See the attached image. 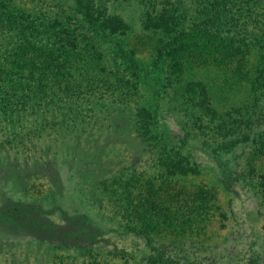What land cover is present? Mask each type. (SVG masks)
Masks as SVG:
<instances>
[{
    "label": "rangeland",
    "instance_id": "374dc122",
    "mask_svg": "<svg viewBox=\"0 0 264 264\" xmlns=\"http://www.w3.org/2000/svg\"><path fill=\"white\" fill-rule=\"evenodd\" d=\"M6 1L22 6L33 15L41 13L58 17L59 22L68 26L69 35H72L76 45L71 69L76 71L81 69L75 68L78 64L84 66L79 60L84 59L82 51L78 49L80 46L84 49L94 41V35L89 31L92 26L86 22L83 11L80 12L79 9H84V5L90 6L96 15L104 7L103 11L107 15L121 17L131 27L127 42L129 47L135 49L138 58L145 60L163 43L155 33L142 29V11L133 1L130 5L114 4L110 0H80L82 4H78V0ZM186 12L184 9L182 14L184 13L188 25L192 17ZM63 27L65 26L58 29ZM175 37L189 44L190 50H193L186 54L181 77L188 79L192 75L190 78L195 81L206 80L211 83L217 89L218 107L221 111L240 108L242 113L249 114L252 102L246 94L248 83L243 73L255 60L250 55L257 51L250 50L244 68L242 63L245 58H238V62L236 58L220 61L224 51L228 49L222 43L209 45L213 55L203 60L205 57L202 58L199 54H204V47L194 39L197 36L187 39L176 32L171 36L172 40ZM171 38L167 41H171ZM105 68L106 72L103 74L90 71L95 79L88 78L87 87L83 88L85 94L78 100V106L84 113L95 105L93 101L88 102L92 100L88 96L91 94L100 96L99 100H103L109 107L96 112L98 115L93 119L96 123L91 124L92 133L85 140L62 138L57 144L42 148L43 156L40 159L30 161L7 150H0V261L9 262V259L20 258V264H42V257L46 258L49 253L57 251L60 255L68 254L58 250L63 246V238L59 234L65 233L63 230L68 229V222L73 225L76 223L73 219L84 214L87 221L93 227L101 228L102 232L99 229L100 235L92 250V254L97 253L100 258L90 256V251L85 253L81 264H93L95 259L103 258L117 264H143L146 259L159 252L164 257L179 260L180 264H264V198L256 189L261 184L260 175L264 174V154L255 162L254 175L249 174L246 163L258 150L260 143H252V139L244 141L245 135H248L250 129L257 127V123H252L248 128L242 124L234 130H228L229 134H217L218 140L213 142L214 146L211 145V139H192L189 140V145L196 149L186 146L187 144L181 149L182 154L191 161L189 170L186 168L189 172L181 177L184 180L166 183L169 185L164 187V191L178 195V198L172 200L174 205H184L187 216L192 221L190 225H197L199 228L183 225L185 220L180 217L169 228L162 216L152 217L148 212L151 211V204L157 205L159 202L157 200L156 203L154 197L150 198L146 194L147 189L140 187L144 180L133 188V199H139L140 205L137 207L138 220L135 225L140 227L146 222L161 226H157L156 230L152 229L144 237L138 233L141 232L140 228L136 229L139 235L131 234L127 230H121L120 223L110 219L111 207L102 192L110 175L122 168L124 172L134 171L145 178L159 174L162 177L167 166H157L161 155H157L151 141L139 136L141 122L136 115L140 106L137 105L145 104L147 92L137 91L136 96H128V102H124L125 107H118L121 105L120 98L115 89L111 88L114 83L112 74L116 69L110 66ZM80 73L85 75L82 69ZM234 76L239 78L235 79ZM103 78L105 81L100 82ZM66 82L62 81L61 84ZM150 101L152 103L148 107L154 110L157 102L152 101L151 97ZM159 103L162 105L154 114L157 117V131L167 137L165 142L170 146L183 145L180 142L185 139L186 133L181 128V119L164 108L165 102ZM263 108L264 104L260 102L256 113ZM103 111L110 115L107 116ZM231 112L234 117L237 116ZM239 117L238 115L237 118ZM99 118L103 119L101 131L97 121ZM259 121L260 127L264 128V116ZM77 124L80 122L73 123L72 126L79 127ZM186 129L188 133H193L189 126ZM230 141H237L235 149L227 151L223 146L216 147L221 143L228 145ZM190 168L200 171V175L191 174ZM140 189L146 193L140 195ZM161 196L164 197V194ZM189 207L191 210L188 215ZM156 212L153 210V213ZM14 213L21 216L22 220L19 221L26 228L24 232L7 228L12 224L10 215ZM47 231H51V234Z\"/></svg>",
    "mask_w": 264,
    "mask_h": 264
},
{
    "label": "trees",
    "instance_id": "16d2710c",
    "mask_svg": "<svg viewBox=\"0 0 264 264\" xmlns=\"http://www.w3.org/2000/svg\"><path fill=\"white\" fill-rule=\"evenodd\" d=\"M110 1L121 5L135 2L142 11L141 17L144 18V22L142 19L141 23L142 29L155 33L163 43L145 60L138 58L135 49L129 47L127 42L131 27L124 23L121 17L107 15L103 11L104 7L96 15L90 6L84 5V9L81 7L79 9L80 12L83 11L86 22L92 26L93 31L87 28L93 33L94 41L84 49L82 46L78 49L82 51L81 56L84 58L79 60L86 67L78 64L79 66L75 68H81L85 73L82 75L79 74L81 69L78 71L71 69V59L74 58L73 50L76 45L72 35H69L68 26L59 22L58 17L41 13L33 15L22 6L0 0V150H7L30 161L40 159L43 156L42 148L55 145L62 138L85 140L92 133L91 124L96 123L93 120L98 115L96 112L104 108L107 110L109 107L103 100H99L100 96L91 94L88 96H91L92 100L88 102L93 101L95 105L84 113L78 106V100L85 94L83 88L87 87L89 79L94 78L93 71L103 74L106 72V66L114 67L116 70L112 74L114 83L111 88L115 89L120 98L121 105L118 107H125L124 102H128V96H136L137 91L147 92L145 104L137 105L140 106L136 115L141 122L138 128L139 136L151 141L157 155H161L157 166L167 167L162 177L159 174L145 178L134 171L124 172L122 168L110 175L102 191L111 207L110 219L120 223L121 230L136 235L140 233L144 237L152 229L156 230L157 226H161L146 222L140 227L135 225L138 220L137 207L140 205L139 199H133V188L144 180L145 184H140V187L147 189V193L140 189L139 194L146 193L150 198L154 197L156 203L157 200L159 202L157 205L151 204V211L148 212L152 217L162 216L166 227L169 228L174 226L178 217L185 220L182 222L183 225L199 228L197 225H190L192 221L187 216V208L184 205H174L172 200L178 198V195L167 193L164 187L172 182L184 180L181 177L188 174L186 168L190 167L191 161L182 154L181 149H184L186 144L196 149L189 145V140L211 139L213 145V142L218 140L217 134L221 135L223 132L229 134L228 130H234L242 124L248 128L252 123H257L255 124L257 127L250 129L244 140L252 139V143H260L258 150L246 163L249 174L254 175L255 162L264 154V128L260 127L259 121L264 116V108L256 113L260 102L264 104V0ZM78 4H82L80 0ZM184 9L187 11L185 14H191L192 17L188 25L184 13L182 14ZM60 26L65 27L58 29ZM176 32L187 39L197 36L194 39L198 40V45L204 47L202 48L204 54H199L202 58L205 57L203 60L213 55L209 45L222 43V46L228 49L224 51L220 61L236 58L238 62V58H245L242 63L245 68L250 50L257 51L250 55L255 60L243 73L248 83L246 94L252 102L249 114L242 113L240 108H232L231 111L240 116L237 118L231 111H221L218 107L217 89L211 83L206 80L195 81L194 78H190L192 75L188 79L181 77L186 54L193 50H190L189 44L182 39L175 37L172 40L171 36ZM116 38H120L119 41ZM170 38L171 41H167ZM59 60L64 61L59 63L57 62ZM235 76V79L239 78ZM62 81L67 82L62 85ZM101 81L104 82L105 79ZM149 96L152 101L157 102L154 110L148 107L152 103ZM159 102H165L164 108H168L175 117L181 119V128L186 133L185 139L180 142L183 145L170 146L171 144L165 142L167 137L157 131V117L154 114L162 105ZM103 113L106 114L104 111ZM87 118L89 120H86ZM97 121L101 131L103 119L99 118ZM79 122L80 124H77L79 127L72 126L73 123ZM188 126L193 133H188L186 129ZM230 142L228 145L221 143L216 147L223 146L227 151L235 149L237 141ZM190 170L191 174L200 175V171L192 168ZM260 178L261 184H258L259 187L256 189L264 198V174H261ZM197 189L201 190L200 187ZM162 193L165 198L161 196ZM159 204L162 206L159 207ZM153 210L157 212L153 213ZM190 210L189 207L188 215ZM10 216L13 221L7 228L24 232L26 228L19 221L22 220L21 216L18 213ZM86 217L84 214L75 217L73 220L76 223L70 225L68 222V229L63 230L65 233L59 234L63 238V246L58 250L68 254L60 255L57 251L49 253L46 258L42 257L44 261L42 264H81L85 253L90 251V256L96 255L100 258L97 253L93 255L92 250L95 249L96 238L100 235L99 229L100 232L102 229L93 227ZM137 228H140L141 232L137 233ZM47 232L51 234V231ZM147 240L149 242L150 238ZM19 259L0 261V264H20ZM111 263L113 262L107 258L95 259L93 262ZM143 264L180 262L164 257L159 252L156 256L146 259Z\"/></svg>",
    "mask_w": 264,
    "mask_h": 264
}]
</instances>
